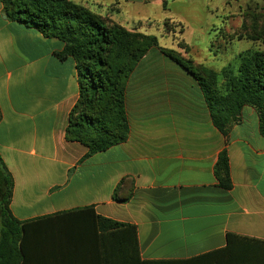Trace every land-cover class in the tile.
Masks as SVG:
<instances>
[{
    "label": "crops",
    "instance_id": "1",
    "mask_svg": "<svg viewBox=\"0 0 264 264\" xmlns=\"http://www.w3.org/2000/svg\"><path fill=\"white\" fill-rule=\"evenodd\" d=\"M20 28L30 37L10 35ZM61 48L8 19L0 2V157L13 179V216L33 219L25 264H264V137L253 108L243 106L224 135L199 86L171 89L164 73L160 89H141L157 65L184 70L152 47L126 83L127 138L85 157L87 146L65 138L79 89L74 60L56 55ZM222 150L228 190L213 172ZM65 191L70 201L50 202ZM85 207L95 214H56ZM97 216L134 225L136 246Z\"/></svg>",
    "mask_w": 264,
    "mask_h": 264
},
{
    "label": "trees",
    "instance_id": "2",
    "mask_svg": "<svg viewBox=\"0 0 264 264\" xmlns=\"http://www.w3.org/2000/svg\"><path fill=\"white\" fill-rule=\"evenodd\" d=\"M4 15L46 37L57 38L62 48L59 59L71 57L75 62L79 96L68 115L65 138L87 146L85 157L123 142L129 133L125 112V88L129 75L141 57L152 47L180 65L193 76L201 89L213 125L226 135L240 117L243 106L253 108L258 132L264 137V55L245 50L237 55V65L217 73L201 76L173 49L158 45L155 35L130 32L121 26L108 27L98 14L72 0H0ZM225 80L219 84V78ZM1 118V113H0ZM218 186H232L226 150H222L213 169ZM13 179L0 157V264H25L24 239L28 225L10 210ZM113 199L124 200L113 194ZM95 214L92 207L60 211L56 214ZM106 222V230L120 228L131 236L136 246L134 225ZM231 237V234H227ZM145 264H178L177 261H146Z\"/></svg>",
    "mask_w": 264,
    "mask_h": 264
},
{
    "label": "rangeland",
    "instance_id": "3",
    "mask_svg": "<svg viewBox=\"0 0 264 264\" xmlns=\"http://www.w3.org/2000/svg\"><path fill=\"white\" fill-rule=\"evenodd\" d=\"M79 4L98 14L108 27L155 35L160 47L188 59L201 76L210 70L220 73L235 67L242 51L257 50L264 55V0H85ZM10 32L14 38L30 37L23 28ZM178 72L182 76L157 65L142 77L139 87L160 89L165 73L171 89H199L191 75L184 70ZM32 79L35 83L39 80ZM224 80L220 77L219 84ZM53 87L60 89L61 85L58 82ZM72 197L65 191L51 197L50 202L70 201Z\"/></svg>",
    "mask_w": 264,
    "mask_h": 264
}]
</instances>
